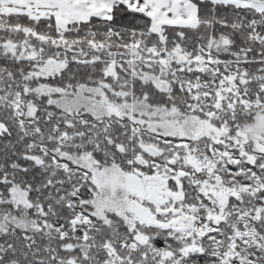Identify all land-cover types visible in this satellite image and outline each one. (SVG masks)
Segmentation results:
<instances>
[{"label":"snow or ice","instance_id":"6c2138e0","mask_svg":"<svg viewBox=\"0 0 264 264\" xmlns=\"http://www.w3.org/2000/svg\"><path fill=\"white\" fill-rule=\"evenodd\" d=\"M0 264H264V0H0Z\"/></svg>","mask_w":264,"mask_h":264}]
</instances>
